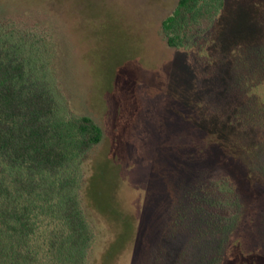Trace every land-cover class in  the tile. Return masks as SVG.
<instances>
[{
    "label": "trees",
    "instance_id": "obj_1",
    "mask_svg": "<svg viewBox=\"0 0 264 264\" xmlns=\"http://www.w3.org/2000/svg\"><path fill=\"white\" fill-rule=\"evenodd\" d=\"M66 1L53 0L63 18ZM224 5L225 0H176L163 19L147 22L144 27L153 35L148 39L151 70L159 69L157 50L163 47L206 56L208 34ZM246 56L253 62L246 61L244 78L231 89L221 92L210 80L202 92L216 89L226 92L223 97L212 96L202 112L186 115L175 108L177 135L172 132L173 142L160 156L190 161L194 177L162 207L150 206L145 222L143 210L128 201L118 210L122 218L115 217L109 189L104 202L95 195L97 184L84 159L101 142V126L86 114L66 118L60 113L52 82L19 44L0 36V264H116L123 256L128 264H156L160 240L180 226L185 229L184 222L191 229L202 223L218 239L212 258L204 254L197 263L222 264L245 215L237 187L264 154V50ZM237 90L247 99L230 116L229 94ZM191 99L186 95L182 102L190 105ZM149 177L162 179L152 169ZM143 207L148 209L146 203ZM258 221L264 246L263 211Z\"/></svg>",
    "mask_w": 264,
    "mask_h": 264
},
{
    "label": "rangeland",
    "instance_id": "obj_2",
    "mask_svg": "<svg viewBox=\"0 0 264 264\" xmlns=\"http://www.w3.org/2000/svg\"><path fill=\"white\" fill-rule=\"evenodd\" d=\"M175 2L67 0L63 18L53 0H0V36L19 44L30 63L52 82L59 112L66 118L86 114L101 126L102 140L84 162L94 175L98 199L104 202L108 189L114 197L112 213L118 219L120 206L128 201L143 210L145 221L150 206L162 207L172 192L190 182L195 169L190 161L160 156L173 142L169 137L177 135L172 126L175 108L186 115L194 109L202 112L212 96L223 97L226 92L219 91L244 78V64L253 62L247 53L264 50V0H225L208 34L206 56L163 47L157 50L159 69L151 70L148 39L153 35L144 25L163 19ZM210 80L218 83L219 91L203 96ZM230 93L232 110L227 111L233 116L247 98L239 90ZM186 95H192L190 105L182 102ZM260 167L264 168L262 153L252 167L256 171L237 187L243 193L245 215L231 235L222 264H264L258 234L264 212ZM151 169L162 175L160 183L149 177ZM184 227L160 240L162 254L156 264H198L204 254V259L212 258L218 239L210 229L202 223L192 226L195 233L185 222ZM128 259L123 256L115 263L128 264Z\"/></svg>",
    "mask_w": 264,
    "mask_h": 264
}]
</instances>
